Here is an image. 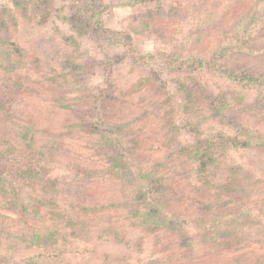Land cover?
Masks as SVG:
<instances>
[{
    "label": "rangeland",
    "instance_id": "rangeland-1",
    "mask_svg": "<svg viewBox=\"0 0 264 264\" xmlns=\"http://www.w3.org/2000/svg\"><path fill=\"white\" fill-rule=\"evenodd\" d=\"M0 264H264V0H0Z\"/></svg>",
    "mask_w": 264,
    "mask_h": 264
},
{
    "label": "trees",
    "instance_id": "trees-1",
    "mask_svg": "<svg viewBox=\"0 0 264 264\" xmlns=\"http://www.w3.org/2000/svg\"><path fill=\"white\" fill-rule=\"evenodd\" d=\"M94 1V0H93ZM74 19H69V21H73ZM77 20L79 21V23H81L82 24V20L81 19H78L77 18ZM74 22H75V24L77 23L75 20H74ZM103 33H106V31H104ZM129 40V39H128ZM133 52V51H132ZM131 52V53H132ZM192 63H194V61H191ZM244 79H247L248 80V82H254V81H257V80H254L253 78H251V77H245ZM23 139H24V136H23ZM22 144H23V146H26V144L24 143V141L22 140ZM246 144L245 143H243V144H241V146H245ZM203 156H200L199 157V160H202L206 155H204V154H202ZM208 163V162H207ZM206 161L204 162V161H200V167H199V169H204L205 167H206ZM128 176H129V182L128 183H132V181L134 180V179H136L138 182H140V183H142V184H144L143 183V180H145V177L146 176H148V175H146L145 173L143 174V172L142 171H139V172H134V173H129L128 174ZM135 181V180H134ZM144 187L145 188H147L148 186H145V184H144ZM144 193H142V191H138V194H139V196L141 197V198H146V192L145 191H143ZM7 196V193L6 192H3V196ZM148 195V194H147Z\"/></svg>",
    "mask_w": 264,
    "mask_h": 264
}]
</instances>
